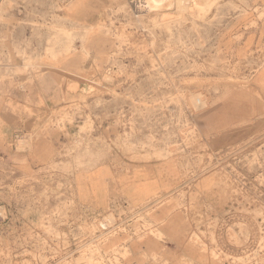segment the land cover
<instances>
[{
	"label": "rangeland",
	"instance_id": "1",
	"mask_svg": "<svg viewBox=\"0 0 264 264\" xmlns=\"http://www.w3.org/2000/svg\"><path fill=\"white\" fill-rule=\"evenodd\" d=\"M186 1L0 0V264H264V0Z\"/></svg>",
	"mask_w": 264,
	"mask_h": 264
},
{
	"label": "bare ground",
	"instance_id": "2",
	"mask_svg": "<svg viewBox=\"0 0 264 264\" xmlns=\"http://www.w3.org/2000/svg\"><path fill=\"white\" fill-rule=\"evenodd\" d=\"M219 1L220 0H191V2H193V4L197 8H200L205 11L211 10ZM135 2L149 11L161 9L164 7H171L172 5L175 6L177 4H180L182 6L183 3H187L186 0H135Z\"/></svg>",
	"mask_w": 264,
	"mask_h": 264
},
{
	"label": "crops",
	"instance_id": "3",
	"mask_svg": "<svg viewBox=\"0 0 264 264\" xmlns=\"http://www.w3.org/2000/svg\"><path fill=\"white\" fill-rule=\"evenodd\" d=\"M258 77V79L260 80V87L262 88V90H264V74L261 76V77H259V74L258 75H256V78Z\"/></svg>",
	"mask_w": 264,
	"mask_h": 264
}]
</instances>
